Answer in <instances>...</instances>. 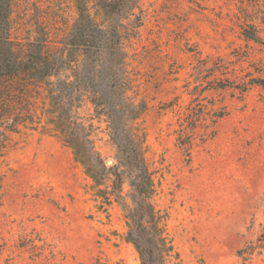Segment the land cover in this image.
<instances>
[{"label":"rangeland","instance_id":"1","mask_svg":"<svg viewBox=\"0 0 264 264\" xmlns=\"http://www.w3.org/2000/svg\"><path fill=\"white\" fill-rule=\"evenodd\" d=\"M136 6L123 22L140 24L125 42L127 95L146 106L131 126L171 246L165 264H264L256 250L237 255L264 231V88L252 81L264 79V0ZM76 21L75 0H13L10 40L23 58L54 54ZM246 26L261 43L243 39ZM72 112L115 164L106 119L87 98ZM47 119L43 86L23 75L0 86V264H140L125 241L126 177L123 200L106 202L111 178L96 188Z\"/></svg>","mask_w":264,"mask_h":264},{"label":"trees","instance_id":"2","mask_svg":"<svg viewBox=\"0 0 264 264\" xmlns=\"http://www.w3.org/2000/svg\"><path fill=\"white\" fill-rule=\"evenodd\" d=\"M13 0H0V86L18 76H26L43 86L47 101V122L71 149L74 159L85 170L96 188L111 178L109 193L102 199L122 201L123 178L130 188V205L121 203L127 231L125 241L136 251L140 264H165L171 246L163 237L161 217L151 203L154 181L144 158L142 142L131 123L146 109L127 95L129 82L126 71L125 42L136 38L138 23L123 22L134 16L137 0H75L77 21L65 49L46 54L36 50L29 57H20L10 40V14ZM244 40L261 43L255 26H246ZM80 61L72 69L75 58ZM63 71L72 73L61 77ZM253 84L264 88V79ZM84 98L96 116L107 121L110 140L115 147V164L107 167L96 151L91 127L72 115ZM183 134V133H182ZM181 147H189L184 134ZM101 191V190H99ZM258 251L264 263V231L254 244L237 252L244 258Z\"/></svg>","mask_w":264,"mask_h":264},{"label":"water","instance_id":"3","mask_svg":"<svg viewBox=\"0 0 264 264\" xmlns=\"http://www.w3.org/2000/svg\"><path fill=\"white\" fill-rule=\"evenodd\" d=\"M112 165H113V163H112L111 160H108V161L106 162V166H107V167H111Z\"/></svg>","mask_w":264,"mask_h":264}]
</instances>
